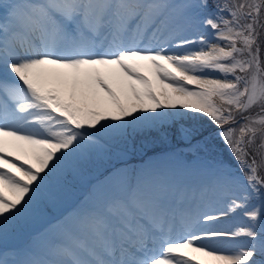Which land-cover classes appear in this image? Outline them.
I'll return each instance as SVG.
<instances>
[{
    "label": "snow or ice",
    "instance_id": "obj_1",
    "mask_svg": "<svg viewBox=\"0 0 264 264\" xmlns=\"http://www.w3.org/2000/svg\"><path fill=\"white\" fill-rule=\"evenodd\" d=\"M177 118L193 152L215 125L239 174L219 163L189 197L118 171L9 249L67 175ZM262 170L264 0H0V264H264Z\"/></svg>",
    "mask_w": 264,
    "mask_h": 264
},
{
    "label": "trees",
    "instance_id": "obj_2",
    "mask_svg": "<svg viewBox=\"0 0 264 264\" xmlns=\"http://www.w3.org/2000/svg\"><path fill=\"white\" fill-rule=\"evenodd\" d=\"M211 3L212 0H210V4ZM182 123L184 122L177 118L175 121L170 120L155 128L139 130L138 132L134 131L127 137L124 151H127L126 154L134 162H139L140 159L150 156L151 154L156 155L161 152L165 154L173 153L172 157L176 159V162L182 163L183 161H186L189 163L190 167L195 164L202 165L206 163L208 165L215 166L219 163H223L226 167H229L231 171L239 174L238 168L229 164V162L225 159L227 156L228 146L226 144L223 147L213 145L211 143L215 141L213 136H210L207 139L208 151L200 150L198 152H194L192 159H188L186 154L182 152L180 148L181 145H184V142L180 139L176 131ZM204 127L205 133H207V131H210L211 128L215 127V125L211 124L207 118H205ZM218 150H220V153H218ZM116 152L119 151L115 150L111 145H107L105 146V151L101 158L94 157L85 161L81 165V171L78 175H67L64 182V186H66L65 189H68V186H72V188L66 197H59L57 205H49L46 208L45 215L39 219L44 223L43 225L48 224L50 220L58 219L57 214H62L64 211L68 210L70 205L75 203V198L78 196L79 192L83 193L85 188L88 187L90 183L93 185L95 182L99 181L101 175L106 174L111 167L117 166L119 164L118 160L120 155H115ZM51 207L52 211L49 209ZM43 225L39 222L37 227L34 229L31 228V226L25 228L16 239L9 242L8 246L17 247V245L24 243L30 235L32 236L36 231L40 230V228L42 229Z\"/></svg>",
    "mask_w": 264,
    "mask_h": 264
},
{
    "label": "rangeland",
    "instance_id": "obj_3",
    "mask_svg": "<svg viewBox=\"0 0 264 264\" xmlns=\"http://www.w3.org/2000/svg\"><path fill=\"white\" fill-rule=\"evenodd\" d=\"M138 131L139 130H137L136 132H138ZM218 131H219V129L215 126V127L211 128L210 131H207V133H205V134L207 136V139L210 136H213L215 138V141L211 142L213 145H217L218 147H223L225 145V143L218 135H216V133ZM110 145L115 150L119 151V152L115 153V155H120L119 160H118L119 164L115 167H111L109 169V171L106 172V174L101 175L100 180L98 182H96L95 185L94 184L91 185V183H90L91 186L89 185L88 187H86L85 190L83 191V193L79 192L78 196L75 198V203L73 205H70L68 210H73L74 207H76L75 205L81 206L82 204H84L86 202L92 203L93 202L92 197L94 195V190L102 191L106 195L117 194L125 182V177L119 176L117 174L118 171L128 172L129 178H130V175L133 171H135L137 174L142 173L146 177L158 175L160 177V179H162L172 189L186 193L189 197L191 196L192 193L199 191L197 182H196L195 188L189 187V184L191 181V175L194 174L195 169H197V167L195 166L193 169L190 170L189 168H191V167H189V163H187L186 161L185 162L183 161L182 163L176 162L175 161L176 159H174L172 157L173 153L165 154V153L161 152V153H157L156 155L151 154L150 156H147L145 158L143 157L142 159H140L139 162H134L126 154L127 151H124V148L126 146L125 143H121L119 145L115 144V143H111ZM110 145H108V146H110ZM180 148H181L182 152H184L186 154V157L188 159H192V155L194 153L193 151H190L189 149H187L185 144L181 145ZM218 153H220V150H218ZM103 154H102V156H103ZM128 159H130V160H128ZM225 159L227 160V162H229V164L238 168V165H237L236 161L233 159L228 147H227V156L225 157ZM203 167L204 168L207 167L208 169H212V170L214 168V166L204 164L202 166H198L197 173L204 170ZM174 168L178 169V173L184 169L185 173H187V175H188L189 181L185 180V183L182 186H181L180 182L178 185H177V183H173L171 185L172 180H170V178L172 177L173 170H175ZM261 175H264V170L261 171ZM210 180L209 179L206 180L205 184L207 185L210 182ZM187 181H188V183H187ZM65 187L66 186H64V191H63V194L61 195L62 198L66 197L68 195V192H70V190L72 188V186L71 187L68 186V189H65ZM89 189H90V192L88 193ZM57 204H58V200L55 202L54 205H57ZM49 209L52 211V207ZM68 210H66V211H68ZM66 211H64L62 214H57V216L59 218L56 220H50L48 222V224H46V225H43L44 223L41 222V220H38L37 222L30 225L31 228H33V229L37 227L39 222L43 225L42 229L40 228V230L36 231L34 235H36L38 232H42L46 226L55 224L58 220L63 219L65 216L72 213L71 211H69V213L67 214ZM53 219H55V218H53ZM235 223H236V221L228 219L226 223L222 224V227L225 229H231L232 227L235 226ZM34 235H32V236L30 235L28 237L27 241H25L24 243H22L20 245H17V247H21L24 244L28 243ZM11 248L12 247H9L10 250H11Z\"/></svg>",
    "mask_w": 264,
    "mask_h": 264
},
{
    "label": "bare ground",
    "instance_id": "obj_4",
    "mask_svg": "<svg viewBox=\"0 0 264 264\" xmlns=\"http://www.w3.org/2000/svg\"><path fill=\"white\" fill-rule=\"evenodd\" d=\"M204 34H205L206 36H208L209 38H211V34H210L209 31L205 30V33H204ZM197 174H198L199 179H200V180H199V183H200V184L198 185V188L200 189L201 187L205 186L204 184H202V182L204 183V180H205L206 177L209 178V179L212 178L213 170H210V169H208V168L206 167V168H204V170L198 172ZM193 180H194V178H193ZM216 207H219V205H216ZM227 220H228V219H225V220L223 221V223H226ZM223 223H222V224H223Z\"/></svg>",
    "mask_w": 264,
    "mask_h": 264
}]
</instances>
